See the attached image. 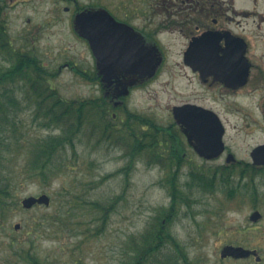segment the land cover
I'll use <instances>...</instances> for the list:
<instances>
[{
	"label": "rangeland",
	"instance_id": "1",
	"mask_svg": "<svg viewBox=\"0 0 264 264\" xmlns=\"http://www.w3.org/2000/svg\"><path fill=\"white\" fill-rule=\"evenodd\" d=\"M206 2L209 8L222 7L239 12L238 16H232L240 22L239 26H233L234 31L247 43L246 57L255 69L248 84L233 95L203 86L195 77L185 75L180 60L185 38L171 32L158 36L166 57L164 67L153 82L135 91L126 103L130 113L128 119L133 114L157 123L165 133L169 127L176 134L171 108L191 103L214 111L225 128L224 153L208 161L200 158L185 138L179 136V141L168 150L180 153L181 161L168 170L169 162H156L148 151L133 156L132 149H128L134 143L115 141L111 133H108L111 138L105 137L104 124L114 127L119 125V120L114 122L111 117L102 116L97 108L101 106L100 100L90 101L92 97H98V92L81 74L84 69H89L90 51L86 42L75 34L72 24V18L80 8L102 7L119 20L147 28L151 22L159 25L168 0H0L1 18L12 46L37 58L42 68L51 74L49 84L58 97L68 101H90L88 121L81 125L74 139L76 154L66 148L62 159L67 169L51 184L42 185L22 175L21 168L29 147L37 139L47 137L49 130L39 127L44 119H35L36 106L25 83L0 89V95L9 91L14 97L16 105L4 98L0 100L16 112L13 120L19 128L15 136L19 145H14L11 150L14 160L7 167L16 185L12 196L17 207H11L5 214L3 219L7 220L0 217V264H29L22 258L23 251L38 256L46 264H133L136 257L130 241L141 236L154 221L163 225L170 241L175 240L179 247L166 245L148 257L144 264H264V168L246 167V164L252 166L250 151L264 144V79L259 78L256 70L264 75V0ZM242 11L249 15L241 16ZM67 63L71 67L68 68ZM9 64L0 51V67ZM91 107H94V113ZM142 126L146 127L145 124ZM61 128L56 127L52 134H59ZM150 128L151 134L155 133ZM139 131L142 135L143 131L140 128ZM154 137L158 138L157 135ZM229 154L238 161L236 168H232L235 172L230 179L232 186L238 185L243 168L246 171L241 183L253 186L256 192L251 188L247 195L236 193L229 197L227 189L218 185L223 175L225 179L229 178V172L223 171ZM126 167L129 168L127 172L121 171ZM191 172H203L213 178L214 190L190 188ZM173 173L176 174L178 208L168 223L160 213L172 202L167 179ZM63 188L69 189L80 200L73 204L71 201L69 205L65 200L66 206L53 209L52 204L63 200ZM41 194L50 197L48 207L35 206L30 210L21 207L24 198ZM180 197L187 203L179 200ZM90 201L112 205L105 227L96 237L92 234L97 224L89 223L93 216L88 214L85 204ZM67 209L72 213L71 217L64 216ZM254 210L259 211L262 218L252 224L248 217ZM42 214L48 219L38 225L37 219ZM50 216L56 219L52 221ZM16 224L20 225L17 231L14 230ZM225 245L257 250L261 262L223 260L219 252ZM142 260L139 264H143Z\"/></svg>",
	"mask_w": 264,
	"mask_h": 264
},
{
	"label": "trees",
	"instance_id": "2",
	"mask_svg": "<svg viewBox=\"0 0 264 264\" xmlns=\"http://www.w3.org/2000/svg\"><path fill=\"white\" fill-rule=\"evenodd\" d=\"M96 8L100 7H85L82 9L80 8V10ZM1 17H3V9L0 6V51L1 54H4V58L10 63L8 66L0 67V89H2V87L10 88L11 85H14L18 82L25 83L27 86V88H25L32 93L30 96L33 98L32 102L35 103L36 106L35 119L40 117L44 119V123H42L39 127L49 130L47 137L37 139L29 147L28 156L23 162L24 165L21 168V172L22 175L31 181H36L42 185H49L55 181L61 173H64L65 169H67L65 162L62 159V155L66 152V148H70L73 151V154H76V143L74 139L79 133L81 125H84L88 121L87 107L90 101H68L58 97L49 84V78L51 77V74L42 68L37 58L29 53H21L12 46V41L8 36L5 22L2 21ZM28 94L29 93H27V95ZM1 98L6 99L10 104L12 103L16 105L14 97L9 91L2 92V95H0V99ZM15 113L16 112H14L12 108H10L8 105H4L0 100L1 219L4 218L5 214H8L11 207H17V203L14 201L12 196V192L14 191L13 188H15L16 185L12 179L11 171L7 168L8 166L12 165L11 163L14 160V155L11 154V150L13 149L14 145H19V140L15 137L19 131V128L15 125V120H13ZM131 115L132 116L129 117L127 121L133 120L134 123L136 121V126H120V133L114 135L113 133L115 132V128H113L111 124L105 127L104 124L103 129L105 131V137L111 138V136L108 135V133H111L115 141L124 140L126 141V144H129V142L134 143L133 146L129 145L130 148L128 149H132L131 154L133 156L141 154L139 153L140 151H148V154H150L152 158L156 160V162H169L170 166L166 165L168 170L169 167L180 164L181 154L178 152L175 153L173 150L169 152L168 150V148L171 149L173 145L166 144V141L163 142L161 139H156L154 135L151 134L152 130L150 127L155 129V126L149 125V130H145L140 125L142 123L145 124L148 120L137 117L133 114ZM61 125H63L62 128L60 127ZM56 127L61 128V132L59 134H52L56 130ZM139 127H141L142 131L144 132H142V135H140ZM161 147H164V150H162ZM161 151L164 152V156L162 155ZM161 155L162 157H160ZM237 163L238 162L230 164L232 167L229 169L227 167L230 165H225L223 171L229 172L227 174L229 178L225 179L226 176L223 175L222 179L218 182V185H222L227 189L229 197H234L236 193L240 195H247L249 190L253 188V186H248L247 183H241V180L244 177L243 172L246 171L243 168L240 170L241 173L238 185L232 186V181H230V179L235 173L232 168H236L238 165ZM246 167H253L254 169L256 168L250 164H246ZM128 170L129 168L126 167L121 171L127 172ZM175 175L176 174L173 173V175L167 179V185L169 186V192L172 199L171 205L168 209H163V211L160 213L165 217V221H168V223H170V218L178 208L176 205L178 189L176 188ZM214 185L215 183L213 178H211L209 175H205L203 172H191L189 174L188 186L190 188L193 187L202 191H213L215 188ZM253 190L256 192L255 188H253ZM63 192V200L61 202L52 204L54 205L53 209L63 208L66 206L64 203L65 200L68 201L69 205L71 201L73 204V201H77L80 198L78 196L72 195V192L69 189L63 188ZM69 194L70 196L68 197ZM179 200L185 201L184 203H187L185 198L180 197ZM85 204L88 209V214L93 216L89 220V223H92L93 221L97 224V228H95V232L92 234V236L96 237L99 232L101 233L103 231L108 219L109 210L112 209V205H102L94 201L85 202ZM64 216L71 217L72 213L67 209L64 213ZM54 217L55 216H50L49 219L54 221L56 219V217ZM46 219H48V217L42 214L39 219H37V224H44ZM3 220H7V218ZM81 222L85 223L84 221ZM162 228L163 225L160 222L154 221L146 227L144 233L141 236H139L137 239L133 238L130 241V243L134 245L133 253L136 257V260L132 262L133 264H139L141 259H143V264L146 263L145 261L148 257L154 256L155 253L161 251L166 247V245H170L173 248L179 247V244L175 240L170 241V235ZM87 231L89 232L88 229ZM165 233L166 236L163 237V234ZM22 258L25 259V262L29 264H46L45 261L41 260L38 256H32L29 251H23ZM49 264L53 263L51 262Z\"/></svg>",
	"mask_w": 264,
	"mask_h": 264
},
{
	"label": "water",
	"instance_id": "3",
	"mask_svg": "<svg viewBox=\"0 0 264 264\" xmlns=\"http://www.w3.org/2000/svg\"><path fill=\"white\" fill-rule=\"evenodd\" d=\"M16 1V0H10ZM73 27L77 35L87 41L99 65L119 67L128 74L152 78L162 62L156 47L147 48L134 30L125 23L119 22L104 9H87L74 16ZM220 39L217 33L208 32L193 40L185 52L186 61L194 69L202 72V76H213L214 81L222 82L231 89L244 87L248 82L250 65L246 59L247 44L240 37H230L225 48H219ZM221 53V55H220ZM206 73V74H205ZM172 114L177 124L186 133L189 144L197 155L211 160L219 157L225 150L223 143L224 127L219 117L212 111L202 107L186 104L173 107ZM253 166L264 167V144L253 148L250 152ZM235 162L229 154L226 163ZM36 205L49 206L50 197L46 194L28 196L21 201L24 210ZM261 218L254 211L249 219L257 222ZM20 228L14 225V230ZM255 255L240 246L223 247L220 256L235 259ZM258 260V257H257Z\"/></svg>",
	"mask_w": 264,
	"mask_h": 264
},
{
	"label": "flooded vegetation",
	"instance_id": "4",
	"mask_svg": "<svg viewBox=\"0 0 264 264\" xmlns=\"http://www.w3.org/2000/svg\"><path fill=\"white\" fill-rule=\"evenodd\" d=\"M167 9L164 10V13L162 14L163 18L161 22L158 24H149V27H140V25H134V23L131 24V22L126 20H119L116 18V20L125 23L129 25L135 32V34L138 36L137 41L143 42L145 47L147 48H153L156 47L160 53V56L162 58V62L160 66L158 67L155 75L152 78H143L136 74H128L123 69L119 67H113L109 65H99L92 50L90 49L88 43L89 51H90V66L89 69H84L83 72H81L82 75H85L87 77V82L90 87L95 88L98 92V97H92L91 102H94L95 100H100L101 107L98 106L97 108L99 111H101L102 116L108 118L111 117L112 120L115 122L117 119L119 120V125L114 126L115 132L113 133L118 134V131L120 130V126L125 127L126 125H133L137 123L133 120L127 121L128 116H130V113H128L129 109L127 107V102L130 100V98L134 95L135 91L142 88L144 85H147L151 82H153L156 78V76L160 73V70L164 67V63L166 60L162 44H160L159 35L171 32V33H178L181 36L185 38V45L181 52V63L183 65L184 70L186 71L185 75H191L195 77V79L201 83L203 86H207L209 88H218L223 90L225 93L233 95L238 92L240 89H231L224 85L222 82L214 81L213 76H202V72L198 70L197 68H193L189 63L186 61H189L185 57V52L187 51L189 44L193 42V40L205 33L208 32H214L217 33V37L220 39L219 41V48L224 49L226 40L230 37H240V35L234 31L233 26H239V21H236L232 16L239 15V12L235 10H229V9H223L222 7L219 8H209L207 5L206 0H168ZM228 13H233V15H230ZM248 12L242 11L241 16H248ZM133 22V21H132ZM249 49L247 45V50ZM247 53V51H246ZM221 55V53H220ZM247 58V57H246ZM248 63L250 65L249 69V77L248 82L250 78H252V72L254 71L255 67L251 63V61L247 58ZM66 66L69 68L71 67L68 63ZM72 70V68H70ZM259 76V78L264 79V75L262 74V71L259 69H256ZM206 74V73H205ZM78 75V74H76ZM247 82V84H248ZM186 104L191 103H183L182 106ZM196 105V104H193ZM199 106V105H196ZM176 107V106H173ZM171 108V115L173 118V127L177 128L176 134L170 128L168 127V132L165 133V129H161L157 123L153 121H149L145 123V126L140 125L143 129L149 128V125H156L155 126V133L153 131V135H157V139H161L166 141V144L174 145V143H177L179 141V136L185 138L187 144L189 145L188 138L186 136L184 128L177 124L174 120L172 109ZM202 107V106H201ZM205 108V107H203ZM208 109V108H206ZM91 110L94 113V107H91ZM130 111V110H129ZM122 114L125 115V117L122 116ZM125 118V120H124ZM127 118V119H126ZM113 122V123H114ZM141 127H139L141 129ZM142 130V129H141ZM164 132V133H163ZM168 137L166 138V135ZM190 146V145H189ZM253 250V249H252ZM256 251L255 256H250L245 259H233V258H221L223 260H233V261H252L255 260V262L260 263L261 258ZM258 257V260H257Z\"/></svg>",
	"mask_w": 264,
	"mask_h": 264
}]
</instances>
